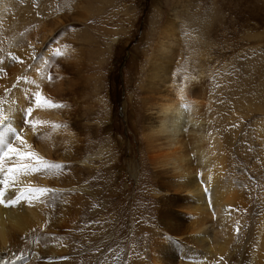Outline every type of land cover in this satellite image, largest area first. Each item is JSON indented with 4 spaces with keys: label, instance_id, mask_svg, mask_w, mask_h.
Listing matches in <instances>:
<instances>
[{
    "label": "rangeland",
    "instance_id": "obj_1",
    "mask_svg": "<svg viewBox=\"0 0 264 264\" xmlns=\"http://www.w3.org/2000/svg\"><path fill=\"white\" fill-rule=\"evenodd\" d=\"M4 5L9 19L0 20V55L13 64L29 62L24 73L31 65L39 67L40 101L62 105L61 112L55 107L62 118L51 123L59 139L52 144L58 150L50 146L58 156L51 157L54 180L48 188L54 193L48 203L57 210L46 216L45 226L50 218L55 221L43 229L36 247L29 241L15 260L103 264L107 253L120 247L112 260L132 264L146 252L155 231L163 233L162 241L182 239L160 219L168 204L152 189L166 177L157 176L144 137L154 112L145 104L152 94L146 83L152 55L172 24L178 54L169 65L171 77L200 76L198 90L207 94L201 93L203 99L198 91L197 98L210 104L211 114L214 109L218 113L216 153L226 154L224 183L229 180L238 197L232 204L241 219L235 233L242 228L243 246L251 244L264 216V0H4ZM183 139L190 144L186 133ZM61 214L65 220L58 222Z\"/></svg>",
    "mask_w": 264,
    "mask_h": 264
},
{
    "label": "bare ground",
    "instance_id": "obj_2",
    "mask_svg": "<svg viewBox=\"0 0 264 264\" xmlns=\"http://www.w3.org/2000/svg\"><path fill=\"white\" fill-rule=\"evenodd\" d=\"M0 1L2 2L0 4V20L6 21V18L9 19L7 12L4 11L7 7L4 9V0ZM174 35L175 29L174 24H172L167 28L163 41L157 44L156 52L152 55L154 57H152L153 62L149 70L150 77L147 76L146 82L149 84L152 94L149 96L150 101L146 100L145 104L147 111L154 110V112L147 118L144 137L148 148V156L153 168L157 169V176L163 174L166 177V180H164L163 177L159 176V185L156 186L157 188L152 189L160 201L165 200L168 204V209L163 211L164 216L161 214L163 218H159L164 220L163 222L167 220L171 224L169 233L180 235L182 239L178 242H172L169 239H166L168 242L162 241L160 236L163 233L155 231L146 252L140 254L135 260L133 259V263L211 264L213 261L216 264H225V258L230 257L233 259L235 257L237 259L234 264H264V216L261 215L263 217L260 219L261 223L253 230L254 238L246 248V245L243 246L242 244L246 231L242 233L243 230L240 228L239 233H235V230L238 231L236 226L239 222L237 221H241L239 216H236L235 212L237 210L234 211L232 208L236 192L229 180H227V185L224 183L223 173L225 172L223 166L226 162V158L224 159L226 154L223 157V155L221 156L222 153L219 155L216 153L219 152L217 150L220 144L218 139V126L220 124L219 119L216 117L218 113L214 109L211 114L210 104L204 103V101L201 102L198 100L199 97L197 98L199 92L200 94L204 92V89L203 92L198 90L201 88L200 76L191 74L189 77L183 75L181 78L174 79L171 77L169 65L178 54L174 48L178 40L176 39L174 43ZM0 57L2 56L0 55ZM27 57L25 59H29ZM7 61L4 56L0 59V113L6 116V120L0 123V148L5 147L7 149L8 145L11 144L19 149L21 153L33 154L30 159L23 161L17 157L0 160V169H2L0 170V182H6L12 190L10 194L5 196V199H11L14 194L19 192H24L27 197L26 199L22 197L17 204L12 206L0 203V264H20L21 262L15 260V257L19 259L18 257L25 252L24 249L30 242H35L33 246L36 247L37 240L43 237V233L45 234V232H42L43 229L48 230L50 228L48 225H51L50 221L53 219L49 217L48 227L45 226L46 216H49V213L50 216L52 214L48 201L50 202V195L54 193L53 191L50 193L48 188L54 180L51 174L54 170L51 169L53 164L51 157L56 158L58 156V154L57 156L52 154L50 146L56 144L55 140L59 139L54 137L51 123H54L55 118L58 119L57 109H59L58 112H61V110L59 107L57 109L49 107L42 101H40L42 106L38 107L37 99L33 100L35 95L32 94L37 93L36 87L39 84L41 85L43 81L39 67L31 65L32 69L24 73L22 68L30 64L29 62H25L26 65L23 64V66L20 62H18L20 64L11 62V64L8 58ZM1 68H5L4 74ZM21 72L24 74L20 79ZM148 84H146V88ZM40 91L39 89L38 92ZM153 93L157 96H154ZM204 93L207 94V91ZM204 104H207V107H203ZM28 108H31L32 112L27 117L26 109ZM74 119L73 117V121H75ZM49 124H51L50 129L43 132V128H46ZM65 127L63 128L66 129ZM71 130L68 128V131L67 129L63 131L66 133V131L70 132ZM17 133L25 138L26 143L22 144L16 139ZM185 133L191 140L190 147L183 139ZM71 136L69 135L67 138ZM63 139L65 140V138ZM61 143L63 145V142ZM54 145L52 146L54 147ZM185 146H188L189 149L186 150ZM66 148L63 145L62 149L65 150ZM68 150L70 149L68 148ZM3 152L5 151L1 153ZM39 158H43L47 165L52 164L49 167L41 166L37 163ZM21 163L30 164L32 167L27 170L20 169L19 165ZM13 167L17 170L9 172L8 170ZM63 185L65 186V182ZM4 187L5 183H0V189ZM30 189L33 190L31 194H29ZM38 190L46 191L42 193ZM170 193L173 196H170ZM55 199L53 198V200ZM237 199L238 197L235 200ZM45 200L48 207L44 203ZM57 202L59 205H64L61 201ZM43 205L48 209L43 210L45 208ZM180 209L183 211H178ZM59 211H62V209ZM214 211L216 212L215 215L213 214ZM61 216L62 214L58 217V222H60V219L63 220L60 218ZM215 217L218 218L213 221ZM57 223L54 222V225H57ZM53 244L56 243L51 242V245ZM254 247L256 248L254 249ZM50 249L48 248V251L51 253L55 248ZM119 252L120 247H114L112 252L107 253L108 255L105 257L103 264H122V259L112 260L113 256L118 255ZM238 253L242 257H239ZM177 255L179 256L177 257ZM217 256H222L223 259H219ZM205 257V261H202Z\"/></svg>",
    "mask_w": 264,
    "mask_h": 264
},
{
    "label": "snow or ice",
    "instance_id": "obj_3",
    "mask_svg": "<svg viewBox=\"0 0 264 264\" xmlns=\"http://www.w3.org/2000/svg\"><path fill=\"white\" fill-rule=\"evenodd\" d=\"M36 96H37V106L38 107L42 106L40 104L39 93H36ZM45 103L49 107H62V105L53 104L51 101H46ZM185 107H187V105H185ZM31 112H32L31 108L26 109V114H30ZM5 120H6V116H4L2 113H0V123H3ZM16 139L19 140L22 144L26 143L25 138L23 136L19 135V133H17ZM32 155L33 154H31V153H21L19 149H17L15 146L9 144L7 149H6V151L3 152V153H0V160H3L4 158L12 159L13 157H17L19 160L23 161V160H26V159H30L32 157ZM37 163L39 165L45 166V167H49L50 166V165H47L45 163L43 158H39ZM31 167H32V165H30V164L21 163L19 165V168L20 169H24V170H27V169H29ZM0 170H2V169H0ZM16 170L17 169L15 167H13V168H10L8 171L9 172H14ZM0 183H5V187L0 189V203L5 204L6 206H12V205L17 204L22 197L25 198V199L27 198L25 196L24 192H19V193L14 194L13 198L6 200L5 196L10 194L12 192V190L8 187L6 182H0ZM32 191L33 190L30 189L29 190V194H31ZM38 191H41L43 193L46 190H38Z\"/></svg>",
    "mask_w": 264,
    "mask_h": 264
}]
</instances>
